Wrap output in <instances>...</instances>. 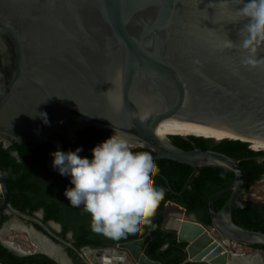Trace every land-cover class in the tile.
<instances>
[{"label": "water", "instance_id": "water-1", "mask_svg": "<svg viewBox=\"0 0 264 264\" xmlns=\"http://www.w3.org/2000/svg\"><path fill=\"white\" fill-rule=\"evenodd\" d=\"M240 7L241 0H0V137L39 146L52 133L108 129L127 136L132 147L146 146L156 159L189 165L193 172L203 167L232 171V183L207 198L210 224L177 212L167 221L183 216L194 224L168 226L166 221V233L186 242L184 263L238 262L240 255L224 252L206 232L196 241L192 237L202 226H212L237 244L264 245L263 232L231 218L246 190L239 162L212 149L179 148L156 129L176 117L239 136L233 139L264 142V43L254 65L242 63L238 45L248 21L237 15ZM227 40L232 47L225 46ZM145 113L148 119L141 120ZM0 183V211L7 207L13 215L33 219L57 238L10 206L1 163ZM225 192L215 210L214 198ZM9 224L0 235L7 234ZM151 238L146 234L118 247L138 264H162L144 253ZM93 262L109 263L105 256Z\"/></svg>", "mask_w": 264, "mask_h": 264}, {"label": "clouds", "instance_id": "clouds-1", "mask_svg": "<svg viewBox=\"0 0 264 264\" xmlns=\"http://www.w3.org/2000/svg\"><path fill=\"white\" fill-rule=\"evenodd\" d=\"M237 15L247 19L240 34L238 47L242 63L254 65L258 47L264 43V0H241ZM226 47L233 42L225 41ZM42 117V116H41ZM47 123V115L42 117ZM148 119L145 113L139 117ZM81 147L51 153L52 167L70 180L64 196L73 207L83 206L91 217V230L119 241L138 235L152 217L165 190L155 184L159 174L156 158L143 151H134L130 140L122 133H112L91 149V157L82 156ZM123 261L115 250L108 253L109 264Z\"/></svg>", "mask_w": 264, "mask_h": 264}, {"label": "trees", "instance_id": "trees-1", "mask_svg": "<svg viewBox=\"0 0 264 264\" xmlns=\"http://www.w3.org/2000/svg\"><path fill=\"white\" fill-rule=\"evenodd\" d=\"M77 134L81 142L80 144L83 145L84 149L89 150L97 143L109 137L111 131L108 129L86 127L78 131ZM169 137L172 144L182 149H191L193 147L212 149L236 159L246 175V190L264 174V158H262L264 157V152L250 148L248 142L230 138H222L214 141L211 137L194 135H188L186 137L170 135ZM51 148L52 144L50 141H46L36 147L20 146L15 142H11L9 146L5 147L3 146V142L0 141V163L4 169L11 192L13 186L11 179L13 177L29 175L31 173L25 167L27 162L30 163L32 168L35 166L45 168V161ZM132 148L134 151L153 154V151L146 146ZM12 150H16L21 154V161H17L11 155ZM26 151L28 153H25ZM156 162L160 171L155 178V184H161V187L165 190L164 199L162 203H159L157 208H162L167 201V208L194 212L198 219L206 224H210L207 198L213 192L232 183L234 179L233 172L215 167H203L198 172H193L191 166L173 160L156 159ZM187 181L188 183L186 184ZM16 183L17 181H15ZM228 194L229 192H225L214 198L213 208L215 210L221 207ZM168 201L175 202L179 206L171 205ZM153 217L161 221L163 216L156 209ZM231 218L239 226L264 233V202L242 198L232 207ZM153 221L154 219H152V223ZM154 234L155 237L145 248V255L147 257L157 260L162 264H194L191 262H183L186 242L172 240V234L164 235V231L157 228L154 230ZM164 244L166 246L162 248ZM251 246L264 250V245L253 244ZM1 252L5 253L6 257H2V254H0V260L7 264H56L53 260L41 255L33 256L26 261L25 258H19L9 254L5 248L0 246Z\"/></svg>", "mask_w": 264, "mask_h": 264}, {"label": "flooded vegetation", "instance_id": "flooded-vegetation-1", "mask_svg": "<svg viewBox=\"0 0 264 264\" xmlns=\"http://www.w3.org/2000/svg\"><path fill=\"white\" fill-rule=\"evenodd\" d=\"M78 131L80 130H77L72 136L52 133L47 140L51 142L52 148L46 158L45 168L43 169L40 166L32 168L30 163L27 162L25 167L31 173L29 175L13 177L11 179V183L13 181L12 192L10 191L6 180L9 191L10 206L43 223L57 238H54L43 227L35 222V220L13 215L9 212L7 207H4L0 211V230L3 229L4 224L10 223L9 228L6 231L8 232L11 228L24 231L28 235L33 247L32 249H23L13 241L2 238H0V246L5 248L9 254L19 258H25L26 261L33 256L41 255L53 260L56 264H63V262L66 264H93V260H101L104 256L107 258L109 251L115 250L123 257L122 264H137L128 253L124 252L121 247H118V244L131 241L137 237L145 236L146 234H150L152 240L155 237L154 230L156 228L163 230L164 235L171 234L166 233V221L171 214L177 212H181L182 214L192 213L195 216L196 214L194 212L180 211L176 208H167L166 201L162 208H157V211L163 216L162 220L158 221L156 217H152V219H154L153 223L144 226L143 231L138 235H129L119 241H114L101 234L94 233L90 227L91 217L88 213L84 212L83 206H71L67 198L64 196L65 188L70 186L69 178L60 175L59 172L52 167L53 158L51 153L57 148L68 151L75 150L76 147H81L83 151L80 155L91 157V149L93 147L89 150L84 149L83 145L80 144L81 142L77 134ZM110 135H112V133ZM168 138L170 140V137ZM0 141L3 142V146L5 147L9 146L11 142H14L9 141L4 137H0ZM16 144L20 146L36 147L32 146L30 143ZM25 153H28V151ZM11 155H13L17 161H21V154L18 153V151L12 150ZM15 181H17L16 184ZM156 186L161 187V184H156ZM0 196L4 197L2 187L0 190ZM168 202H170L171 205L179 206L175 202ZM160 203H162V201ZM178 219L183 220V217ZM206 229V227L202 226V230L197 234L199 238L202 235L201 232H206ZM2 231L4 233V229ZM210 232L213 234V229H211ZM87 250L91 253L90 255ZM78 252H81L84 259L80 257ZM0 254H2V257H6L5 253L1 252ZM0 263L7 264L1 260Z\"/></svg>", "mask_w": 264, "mask_h": 264}, {"label": "bare ground", "instance_id": "bare-ground-1", "mask_svg": "<svg viewBox=\"0 0 264 264\" xmlns=\"http://www.w3.org/2000/svg\"><path fill=\"white\" fill-rule=\"evenodd\" d=\"M156 131H157V134H159L160 136H167V135H195V136H202V137H211L213 139H219V140L222 139V138L233 139V138H238L239 137V136L233 134L232 132H228L227 130H224V129H221V128H216V127H213V126L204 125V124H200V123H197V122L181 120V119L176 118V117H169V118L161 121L158 124ZM248 142L251 144V147L253 149H255V150H264V142L263 141L250 140ZM181 217H183V216H181ZM182 221H186V220L172 218V219L168 220L167 225L168 226H173L175 223H178L177 225H179L180 222H182ZM186 222L190 223V221H186ZM190 229H192V228L190 227L187 230L191 231ZM209 229H213V231L215 230L217 232V234H218V231L214 227L211 226V228H209ZM208 235L211 236V241L212 242H216L217 244H219L220 246L223 247V251L224 252H229L228 251L229 245H228L227 242L230 241V240H227L225 237H222L219 234H218V236H215L210 231H209ZM198 239H199V237H198L197 234L194 237H192V241H196ZM232 242H234V241H232ZM42 244H44V243H42ZM121 249L124 252L128 253L133 258V260L138 264V261L134 259V256H133V254L131 252L129 253L123 247H121ZM194 253L195 252L191 253V258L194 255ZM88 254L90 255L91 253L89 252ZM238 255L241 256V257H239L238 262L229 263V261H227L226 264H254L253 263V261H254L253 258L252 259H248L247 258L248 256L247 257L243 256V254H238ZM91 259L93 260L92 257H91ZM92 263H94V262H92ZM63 264H66V263L63 262ZM107 264H109V263H107ZM118 264H122V261L118 262Z\"/></svg>", "mask_w": 264, "mask_h": 264}, {"label": "rangeland", "instance_id": "rangeland-1", "mask_svg": "<svg viewBox=\"0 0 264 264\" xmlns=\"http://www.w3.org/2000/svg\"><path fill=\"white\" fill-rule=\"evenodd\" d=\"M168 137L170 135H167ZM218 141L219 139H213ZM251 147V144L249 145ZM252 148V147H251ZM253 149V148H252ZM255 150V149H254ZM264 152V150H262ZM264 158V157H262ZM243 199L258 200L264 202V174L257 180L253 185H251L244 193ZM184 220V219H183ZM192 222V221H191ZM211 228V226H208ZM211 229H206L205 231L209 233ZM213 234L217 236V232L213 231ZM2 239L11 240L15 244L20 245L23 249H32V245L28 235L24 231H20L14 228L9 229L6 235L0 236ZM229 245L228 251L231 253L243 254V256H248V259L253 258L254 264H264V250L259 249L258 252L256 248L252 246H246L243 244H236L232 241L227 242ZM120 255V254H119Z\"/></svg>", "mask_w": 264, "mask_h": 264}, {"label": "built area", "instance_id": "built-area-1", "mask_svg": "<svg viewBox=\"0 0 264 264\" xmlns=\"http://www.w3.org/2000/svg\"><path fill=\"white\" fill-rule=\"evenodd\" d=\"M0 190H1V185H0Z\"/></svg>", "mask_w": 264, "mask_h": 264}]
</instances>
